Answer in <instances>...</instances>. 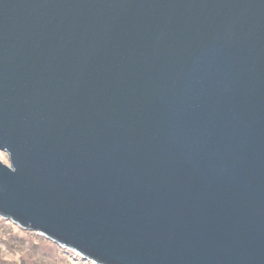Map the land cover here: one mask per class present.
<instances>
[{
  "label": "water",
  "instance_id": "95a60500",
  "mask_svg": "<svg viewBox=\"0 0 264 264\" xmlns=\"http://www.w3.org/2000/svg\"><path fill=\"white\" fill-rule=\"evenodd\" d=\"M0 218L98 264H264V0H0Z\"/></svg>",
  "mask_w": 264,
  "mask_h": 264
},
{
  "label": "rangeland",
  "instance_id": "374dc122",
  "mask_svg": "<svg viewBox=\"0 0 264 264\" xmlns=\"http://www.w3.org/2000/svg\"><path fill=\"white\" fill-rule=\"evenodd\" d=\"M0 161L6 165H9L7 154L1 150ZM19 236H21V239H27L28 244H33L34 248L40 247L38 238L42 239V242L40 243L43 245L47 244L50 246H57L53 241L44 237L40 233H37L36 231L21 228L10 220L0 218V264H23V262L25 264H98L87 259L84 261H75L71 257L63 256L58 258V255L53 251L54 249H49L47 247L43 248V250L45 249L46 251H49L47 254L49 258H46V256L44 257L42 255L44 254L42 250H40L42 254H37L31 250L27 251L25 247L17 248L14 244L19 242ZM3 240L4 242H2ZM21 257L24 260L23 262H20L19 260Z\"/></svg>",
  "mask_w": 264,
  "mask_h": 264
},
{
  "label": "trees",
  "instance_id": "16d2710c",
  "mask_svg": "<svg viewBox=\"0 0 264 264\" xmlns=\"http://www.w3.org/2000/svg\"><path fill=\"white\" fill-rule=\"evenodd\" d=\"M19 238V242H17L16 244H14L17 248L18 247H25V249L27 250V251H29V250H31L32 252H34V253H41V251L40 250H42L43 251V253L44 254H42L44 257L46 256V258H49L48 256H47V254L49 253V251H46L45 249L43 250V248H45V247H47V248H49V249H54L53 251L58 255L57 257L59 258V257H63V256H65V257H71L73 260H77V261H79V260H85L84 258H82L79 254H77V253H75V252H73V251H71V250H69V249H67V248H61V247H57V246H50V245H43L42 243H40V242H42L41 240L42 239H40V238H38V240H39V244H40V247H38V248H34L33 247V244H31V245H29L28 244V241H27V239H25V238H23V239H21V236H19L18 237ZM1 242V241H0ZM2 242H4V240L2 241ZM35 255V254H34ZM54 259V258H53ZM20 260V262H23L24 260L22 259V257L19 259ZM80 262H82V261H80ZM23 264H25L24 262H23Z\"/></svg>",
  "mask_w": 264,
  "mask_h": 264
},
{
  "label": "bare ground",
  "instance_id": "6f19581e",
  "mask_svg": "<svg viewBox=\"0 0 264 264\" xmlns=\"http://www.w3.org/2000/svg\"><path fill=\"white\" fill-rule=\"evenodd\" d=\"M56 244V243H55ZM57 246H59L58 244H56ZM59 247H61V246H59ZM61 248H64V247H61Z\"/></svg>",
  "mask_w": 264,
  "mask_h": 264
}]
</instances>
